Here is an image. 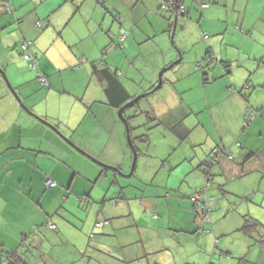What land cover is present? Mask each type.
<instances>
[{
    "label": "rangeland",
    "instance_id": "obj_1",
    "mask_svg": "<svg viewBox=\"0 0 264 264\" xmlns=\"http://www.w3.org/2000/svg\"><path fill=\"white\" fill-rule=\"evenodd\" d=\"M6 1L0 0V63L8 65L4 72L13 90V80L9 79L7 74H20L22 71L21 79L24 85L28 78L34 77L29 80L35 85L24 86L26 104L21 99L27 113L36 116L27 106L30 102H35L31 105L36 107L37 104L36 109L42 113L50 110V113L61 115L65 120L60 109L64 110L66 104L74 102L75 99L78 100V105L82 101L83 104L87 103L89 98L97 101L101 99L102 102V90L97 91L99 80L92 77L90 69L93 62L97 65L104 62L117 70L121 82L132 97L128 102L141 97L123 113L130 128L131 142L138 149L136 167L132 175L130 174L134 150L129 145L126 123L120 117L119 111L116 112L118 128L109 130L107 111L101 104L104 113L96 114L101 109L97 103L93 105L94 115H89L81 129H75L74 133L79 136L87 122L103 120L106 126L101 134L106 138L114 135L117 139L116 143L111 142L115 150H106L108 156L105 157H121L119 161L123 164L122 170H117L100 159L91 158L75 146L73 148L105 171L97 174L98 180L94 186L90 185V197L94 201L92 208L102 215L101 219L106 215L122 216L130 207L133 217L128 216L121 220L126 223L138 221V226H133V241L140 236L146 240L158 234L165 241L168 250L148 255L144 252L147 243L138 242L133 244V250L138 252H131L138 260L128 262L129 260L119 256L112 246H104L102 251L106 255H87L85 264H89L91 259L92 264H153V261L157 260L160 263L173 264L175 257L178 263H186L185 261L189 260L190 264H264V206L261 205L264 191L262 188L254 189V196L242 195L245 190H251L253 184L256 185L258 179L255 176L227 183L222 187L223 192L217 184L215 189L214 184L212 187L210 185L207 202L212 209V227L217 231V242L210 229L198 230L197 235H194L196 239L193 236L192 241L184 236L172 238L169 235L173 233L167 230L171 228L167 223L171 214V200L167 194L180 196L182 191L189 190L193 179L196 182L202 177V173L198 174L195 170L197 164L194 158L195 153L202 152V146L195 147V140L201 141L207 133L213 135L215 132L210 111L204 106L207 93L203 85L204 74H208V77L234 74L232 78L240 84L248 77L255 80L259 74H264V66L260 64L263 61L256 58L264 53V42L260 36L262 32L260 27L258 28V17L252 15L250 8L246 9L247 0H183L188 14L183 16L184 14L180 13L176 26L175 16L171 18V22L168 21L165 17L170 16V13L165 8L162 11H152L147 6L148 0H106L105 4L102 3L106 6L102 8H97L92 0H76L77 4L71 12L69 10L75 0H10L14 4V14L6 13ZM256 3L258 4V0ZM203 4L207 7H203ZM114 6L118 9H114ZM12 17L14 20L10 21ZM19 19L21 22H18ZM37 22H41L43 28L36 27ZM254 24H257V27L249 30L248 27H253ZM135 34L144 42L136 43ZM40 35L41 40L36 43ZM24 40L34 45V53V49L39 53L44 51L43 55L40 54V72H43V68L46 69L49 71L46 73L49 78L53 76V68L59 72V77L53 79L51 87L45 89L36 79L37 73L33 72L27 63H22L26 62L21 51ZM209 50L214 55L212 63L211 60H205ZM180 59L179 64L162 76L161 89L153 92L159 83L161 71ZM163 61H168L167 66L155 72L157 65ZM241 74H245L244 78ZM4 81L8 86L5 79ZM169 85L185 91L181 97L187 100V106L193 111L186 119L192 130L191 138L183 143L179 142V136L172 128L174 123L167 124L164 120L169 107L177 106V102L164 105L167 104L164 98L170 99L169 93L166 92ZM85 88L87 92L83 94ZM75 109L77 110V107ZM70 115L66 117L68 123L72 122L69 120ZM81 118L80 113L78 119ZM221 130L222 128L218 127V133ZM103 145V141L98 143L99 153L104 149ZM209 145L210 138L203 149ZM209 158L207 162L210 163L213 153ZM81 182L85 180L81 179ZM208 193L213 197L218 195L216 202L212 196L209 199ZM240 204L248 205L251 212L258 215L256 218L250 215L260 223L257 230L251 234L242 230L244 217L249 215L242 209L246 214L238 212ZM81 208L82 206H79L77 215L87 217L88 212ZM159 210L162 219L166 220L163 229L157 230L154 225L149 224L147 217L156 218ZM209 224L211 225V222ZM116 237L118 238V235ZM205 237L213 241L212 245L205 249L208 250V257H204V250H201L205 247ZM117 238L104 240H107L109 245H113L115 240L118 245ZM80 239L84 240L81 237ZM99 241H102V238ZM198 246L201 252L197 250ZM37 252L39 253L36 250L35 253ZM109 256L112 259H109ZM29 259L33 264H46L43 260L41 263L40 259L36 261L34 257Z\"/></svg>",
    "mask_w": 264,
    "mask_h": 264
},
{
    "label": "crops",
    "instance_id": "obj_2",
    "mask_svg": "<svg viewBox=\"0 0 264 264\" xmlns=\"http://www.w3.org/2000/svg\"><path fill=\"white\" fill-rule=\"evenodd\" d=\"M65 1L69 2L68 0ZM174 1L184 6L183 0ZM174 1L169 0L173 8H171L170 16L165 18L170 21L175 16L176 26L178 14H174L176 11ZM92 2L97 8L106 6L103 5L106 0H92ZM163 2L164 0H148L147 6L152 11H157L158 9L161 10L160 5ZM8 4L11 5L12 12L8 11ZM76 4L77 1L75 0L69 12L75 8ZM4 8L6 13L14 14L15 12L14 4L10 0L5 2ZM113 8L118 9L116 6ZM249 8L252 15L258 17V28L260 27L261 29L262 34L260 36L262 42H264V0H258V4L256 0H247L246 9ZM184 10H186L185 6ZM76 12L77 10L74 13ZM186 13L185 11L183 16L188 14ZM12 20H14V17L10 19V21ZM18 22H21V20L19 19ZM36 27L43 28V25L41 22H37ZM256 27L257 24H254L253 27H248V29L251 30ZM247 33L251 35L249 31ZM40 40L41 35L36 40V43ZM135 42L140 44L144 41L135 34ZM23 43H26V40ZM23 43L21 45L22 53ZM32 46L34 45L31 43L30 52L38 60L37 71L32 70L25 59L26 62L22 63H27L29 68L37 73L36 79L39 81V74L47 76L46 73L49 71L43 68V72H40L42 63H39L40 54L43 55L44 51L39 53L34 49V53ZM256 58L262 60L263 62L260 64L264 66V53H261ZM167 62L159 63L155 72L166 67ZM13 63L14 61L12 60L11 65ZM7 66L0 63V68L3 72ZM90 69H92V77H97L99 80L100 84H97V91L98 89L99 91L102 90L101 95L104 96V100L101 102V99L97 101L89 98L87 103L83 104L82 101L79 105L77 104V99L74 102H69L64 110L60 109V113L65 117V120L61 115L50 113V110L42 113L36 109L38 107L37 104L36 107L31 105V103L35 104V102H30L27 106L38 117L25 111L23 102L26 104L27 97H24V86L35 85L32 80H29L30 78L34 79V77L28 78L24 85V81L21 79L22 71L20 74H7L9 79L13 80L12 85L16 90L13 93L5 85L3 75L0 74V258H4L6 252L16 250L25 254L28 264L32 263L29 259L30 257H34L36 261L40 259L41 263L43 260L46 264H85L84 259L87 255L94 256L99 253L104 256L106 255L102 251L104 246H112L119 256L127 258L129 262H136L138 260L137 256L131 255L132 251L133 253L138 252L133 250V244L135 243H147L144 252L148 255L151 253H163L168 250L166 249L165 241L158 234L146 240L140 236L139 239L133 241V226H138V221L134 220L126 223L121 220V218L124 219L128 216L133 217V211L130 207L128 212L122 216L106 215L103 216V219H101L102 215L96 212L97 209L93 210L92 208L94 201L90 197V185L94 186L98 180L97 174L105 171L101 170L97 164H92L86 155L96 160L100 159L119 170H122L123 164H120L119 161L121 157L116 159L114 157H105L108 156V151L106 150H115L111 142L116 143L117 139L114 135L106 138L104 134H101L106 126L103 120H97L93 123L87 122L83 132H81L82 134L79 136L74 133V130H80L85 124L86 118L89 115H94L92 112L93 105L97 103L100 104V107L102 104L107 111L109 130L118 128L116 112L125 105L123 102L127 104L132 97L121 82L116 69L106 65L104 62H101V65L93 62ZM51 72L53 76H50V78L47 76L49 81L44 86L45 89L53 85L54 78L59 77V72L56 69L53 68ZM106 73L116 78L114 80L116 89L111 88L112 84H109L106 79ZM232 75L234 74H217L207 77V81L203 80V85L206 87L205 90L207 89L204 106L210 111L215 132L213 135L207 133L206 137L201 139V141L195 140V147L202 146V152L194 155V158H196L195 164H197L195 170L198 174L202 173V177H199L200 179H197L196 182L193 179L189 190L182 191L180 196L167 194L168 199L171 200L169 203L171 214L167 222L171 228L167 230L173 233V235H169L172 238L184 236L187 240L192 241L198 230L210 229L212 231L211 235L214 234L215 242L218 241L217 231L212 227L211 214V225L209 224L210 222H206L203 219L205 213L210 212V210L212 213L210 206L206 205L208 202L204 204L202 201L203 204L197 206V203L192 200V197H195L193 196L194 194H197L206 186L210 188L211 182L212 185L214 184V189L215 184H217L222 191V187L226 186L227 183L243 181L245 178L255 176L258 179L256 185L253 184V188L245 190L242 195L251 197L254 196L252 192L257 189L262 188L264 191V74H259V77L255 80L248 77L241 84L234 80ZM241 75L244 78L245 74ZM86 88L83 90V94ZM37 89L39 90V87ZM166 92L167 94L169 93L170 99L165 97L167 104H163L168 105V102L171 104L177 102V106L169 107L170 110L165 114L167 117L164 120L167 124L169 122L174 123L172 128L177 132L179 142L183 143L191 138L192 130L188 126L186 119L193 114V111L187 106V100L183 96L181 97V94L185 92L183 89L180 90L169 85ZM97 98H100V96H97ZM122 104L124 105L122 106ZM88 105H91V107ZM76 107L77 110L75 109ZM75 110L76 114H74ZM80 113L82 118L78 119ZM102 113H104V110L101 107L96 114ZM72 114L75 115L73 119ZM68 115H70L69 120L72 121L71 123L66 121ZM157 117L159 118V116ZM161 117H163V114H161ZM154 120L152 119V121ZM218 127L222 128L219 133ZM183 133L188 134V138L185 140ZM209 138L210 145L203 149L209 142ZM102 141L104 149L99 153L97 151L99 149L98 143ZM73 146L81 149L86 155L77 152ZM216 150L221 153L215 154ZM224 152L231 154V158L225 155ZM212 153L214 159L211 161L214 165L211 168L212 178L209 182L200 168L209 161V156H212ZM134 170L132 171L133 173ZM49 179L56 182L57 186L55 188L49 189L47 187L46 183ZM81 179H84L85 182H81ZM82 190L83 193H81ZM181 190H183L182 187ZM211 196L208 193L209 199ZM215 196L212 197L216 202L218 195L215 194ZM103 203H105V200ZM261 205L264 206V195ZM79 206H82L81 209L88 212L87 217L77 215ZM239 206V213L246 214L243 212L245 211L249 215H246L244 220L247 218L251 222L257 221L250 217L251 215L256 218L258 215L256 212H251L248 205L242 204L241 206L240 204ZM102 209L104 210V208ZM165 211L166 209L163 213ZM233 213L236 214L235 211ZM155 217H147L149 224L154 225L157 230L163 229L162 226L166 218L162 219L160 210ZM48 223L55 225V228L48 227ZM259 226L260 223L258 222L257 227ZM149 228L153 229L152 227ZM153 231L156 230L153 229ZM117 235L118 238L116 237ZM97 236L99 237L95 238ZM80 237L84 240L82 241ZM101 238L102 241H99ZM106 238H117L118 245L115 240L113 245H109L107 240H104ZM194 239H196V236H194ZM204 240L206 241L205 247L201 250H204L202 251V253L204 252V257H208V250L205 249L208 248V245H212L213 241L208 240V237H205ZM104 241L106 242L103 243ZM36 250L39 253H35ZM197 250H199V246ZM108 258L112 259L110 256ZM173 259L175 260L173 264H190L189 260H186V263H178L176 257ZM92 261L91 259L89 264H92ZM206 262L205 260L204 263ZM153 264L165 263H160L157 260L153 261Z\"/></svg>",
    "mask_w": 264,
    "mask_h": 264
},
{
    "label": "trees",
    "instance_id": "obj_3",
    "mask_svg": "<svg viewBox=\"0 0 264 264\" xmlns=\"http://www.w3.org/2000/svg\"><path fill=\"white\" fill-rule=\"evenodd\" d=\"M163 3H166V4H168L169 6H170V10L169 11H167L168 13H170L171 12V8H173L172 6V4H170L169 3V0H164V2ZM178 2H176V1H174V7H178ZM162 6H163V4L161 5V10L163 9L162 8ZM176 7V8H177ZM173 10V9H172ZM23 57H24V55H25V52L23 51ZM32 57H33V59L32 60H34L35 61V63L37 64V66H38V60H37V58L34 56V54L32 53ZM25 59V58H24ZM26 60V59H25ZM205 60H211L210 61V63H212V62H214V55H213V52H211V51H207L206 52V55H205ZM28 63H29V65H30V67H31V60L29 61V60H26ZM199 68H200V65H199ZM31 69H32V67H31ZM32 70H34V69H32ZM35 71H37V68H36V70ZM107 74V73H106ZM41 75H43V74H41ZM45 76V75H44ZM47 77V76H46ZM106 79L108 80V82H109V84H112L111 85V88H113V89H116V84H115V77L114 76H112V75H110V74H107L106 76ZM207 77H208V74H204V78H203V80L204 81H207ZM48 78V77H47ZM49 81V80H48ZM43 86H46V85H43ZM124 104H126V102H123ZM124 104H122V106L124 105ZM183 138H184V140L185 139H187L188 138V134H184L183 133ZM133 147H134V145H133ZM134 149H135V151L136 152H138V149L136 148V147H134ZM212 162V161H211ZM214 165V163L210 166V163H204L203 164V166L200 168L201 170H202V172H203V174L205 175V177H207V180L209 181V180H211V178H212V175H211V168H212V166ZM210 182V181H209ZM56 183V182H55ZM210 185H212L211 183H210ZM56 186H57V184H56ZM55 186V187H56ZM54 187V188H55ZM52 189V188H51ZM209 191V187L208 186H206L203 190H201L200 192H198L197 194H194L193 196H198V195H202V194H204V193H206L207 194V192ZM192 198H194V197H192ZM193 200V199H192ZM204 202V201H203ZM210 214H211V210H210ZM246 217V216H245ZM52 223H48L47 224V226L48 227H50V225H51ZM257 225H258V222L257 221H250V220H248L247 218L245 219V223H244V226L242 227V230L245 232V233H248V234H251L253 231H256L257 230ZM51 228V227H50ZM122 262H124L123 261V259H122ZM129 262V261H128ZM0 264H28L27 263V260H26V258H25V254L24 253H20V252H18V251H16V250H14V251H10V252H6L5 253V256H4V258H0Z\"/></svg>",
    "mask_w": 264,
    "mask_h": 264
},
{
    "label": "built area",
    "instance_id": "obj_4",
    "mask_svg": "<svg viewBox=\"0 0 264 264\" xmlns=\"http://www.w3.org/2000/svg\"><path fill=\"white\" fill-rule=\"evenodd\" d=\"M169 3H170V2H169ZM170 4H171V3H170ZM176 7H177V6H176ZM203 7H207V5H206V4H203ZM162 8H165L167 11L170 10V6H169L168 4H166V3H163ZM7 9H8L9 12H12V7H11L10 4L7 5ZM180 13L185 14V10H184V7H183V6H181L180 4H178V7L176 8L175 14H176V15H177V14L179 15ZM30 45H31V42H26V43H24L23 46H22V49H23V51L25 52L24 58H25L26 60H29V61L31 60V67H32V69L36 70V68H37V64L35 63L34 60H32L33 57H32V53L30 52ZM39 81H40V83H41L42 85H47V84H48V78H47L46 76H44V75H40V74H39ZM248 120H249V119H248ZM217 153H221V152H219V150H216V151H215V154H217ZM224 154H225V155H228V157L231 158V154H229V153H225V152H224ZM213 159H214V158H213ZM212 164H213V163L210 162V165H212ZM46 184H47V187H48L49 189L54 188V187L56 186V183H55L54 181L50 180V179L47 180V183H46ZM202 198H203V200H202ZM193 201H195V203H197V204H196L197 206H201V205L203 204L202 201H204V204H205V202L207 203V194L204 193V194H202V195L195 196V197L193 198ZM206 205L208 206V203H207ZM203 219H204L206 222H210V212L205 213L204 216H203ZM50 227H51L52 229H54V228H55V225L51 224Z\"/></svg>",
    "mask_w": 264,
    "mask_h": 264
},
{
    "label": "water",
    "instance_id": "obj_5",
    "mask_svg": "<svg viewBox=\"0 0 264 264\" xmlns=\"http://www.w3.org/2000/svg\"><path fill=\"white\" fill-rule=\"evenodd\" d=\"M180 61H181V59H180L178 62H176V63L170 65L169 67H167L166 69H164V70L161 71V73H160V80H159V83H158L157 87L153 90V92L159 90V89L162 87V76H163L168 70L172 69V68H173L177 63H179ZM0 74L3 75V77H4V79L6 80V82H7V84H8V87L10 88V90H11L13 93H15V91H14L13 88H12V86L9 84V81H8V79H7L6 75H5V73L3 72V70H2L1 68H0ZM140 98H141V97H139V98H135V99L132 100L131 102L125 104V105H124L123 107H121L120 110H119V114H120L121 118H122V119L124 120V122L126 123L127 135H128V139H129L130 146H131L132 149L134 150V161H133V169H132V171L134 170V167H135L136 162H137V152L135 151V149H134V147H133V143L131 142L130 134H129V132H130V128H129L127 122H126L127 119H126L125 117H123V113H124L125 109H127V108H129L130 106H132V105H134L135 103H137L138 100H139ZM210 166H211V165H210ZM132 173H133V172H131V174H132ZM211 175H212V174H211Z\"/></svg>",
    "mask_w": 264,
    "mask_h": 264
}]
</instances>
